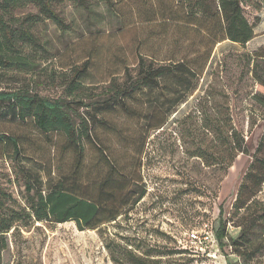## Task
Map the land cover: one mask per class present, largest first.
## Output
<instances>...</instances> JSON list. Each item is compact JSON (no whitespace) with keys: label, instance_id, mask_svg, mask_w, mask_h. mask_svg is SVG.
Instances as JSON below:
<instances>
[{"label":"rangeland","instance_id":"rangeland-1","mask_svg":"<svg viewBox=\"0 0 264 264\" xmlns=\"http://www.w3.org/2000/svg\"><path fill=\"white\" fill-rule=\"evenodd\" d=\"M193 2L54 0L69 29L60 30L44 16L29 25L35 42L26 41L21 53L30 63L0 67V90L68 99L65 76L86 61L82 87L72 96L87 106L77 111L94 122L92 132L124 181L134 173L145 194L126 215L94 229L79 230L73 221L20 224L6 234L1 264H116L112 255L124 248L157 255L162 264H264V219L255 218L264 208V181L254 204L239 211L232 207L254 156H264V147L256 151L264 136V0H242L244 15L254 25L244 45L224 39L218 14L193 16ZM14 13L18 18L10 25L17 27L37 11L28 4ZM139 57L154 66L181 65L157 85L125 97L127 114L109 106V83L134 77ZM233 131L245 152L236 148L229 154L226 138ZM0 132L15 136L21 147L15 156L0 141V212L26 205L14 160L39 174L44 184L73 174L74 151L63 134L41 132L30 117L16 118L1 104ZM84 151L77 179L97 182L107 164L86 140ZM220 208L228 238L246 229L250 260L218 245ZM192 232L200 242L190 240ZM172 250L185 253L167 254Z\"/></svg>","mask_w":264,"mask_h":264},{"label":"trees","instance_id":"trees-1","mask_svg":"<svg viewBox=\"0 0 264 264\" xmlns=\"http://www.w3.org/2000/svg\"><path fill=\"white\" fill-rule=\"evenodd\" d=\"M53 1L0 0V67L24 68L29 65L30 60L21 52L26 41L35 42L29 25L36 23L38 17L44 16L50 19L62 31L69 29L64 19L54 10ZM73 1L84 4L86 0ZM210 1L214 4L212 7L204 5L203 0H194L190 5L189 12L193 16L201 12L209 18L218 14L220 16L218 26L224 39L241 45L252 39L254 25L249 23L244 15L242 0ZM28 4H32L37 13L25 15L21 19L23 21L20 22L21 25L12 27L13 24L10 25V22L13 18L15 20L18 18L14 12ZM180 65L181 63L154 66L146 64L143 57H139L134 77L125 78L123 83L118 82L116 78L111 79L106 98V100L109 99V106L118 107L130 114L125 97L143 87L157 85L159 78L176 73V69ZM86 68V61L80 65H74L71 67L70 73L65 76V90L68 99L64 97L48 99L28 91L0 90V104L9 106L14 117L23 120L30 117L35 126L46 134L50 132L63 134L74 151L73 174L63 175L56 180H48L45 184L39 174L27 171L18 160L13 161V170L23 180L26 205L17 208L6 206L5 209L3 208L4 211L0 212V264L2 263V252L7 246L6 234L20 224L31 220L53 223L73 221L79 230L94 229L104 223L115 221L122 214L126 215L128 210L137 204L145 194L144 188L139 185V180L134 173L127 177L128 181H124L125 175L118 173L115 160L107 155L99 139L92 132L91 125L94 122L90 121L88 116L77 111L80 106H87L82 99L72 96L81 89V77L86 72ZM126 74L130 75V72L127 71ZM261 103L264 107V97H262ZM161 125L162 123L158 127ZM85 140L98 149L101 158L107 164L105 175L97 182L81 183L77 179V174L84 162ZM0 141L10 145L15 156L20 155V143L15 136L0 132ZM226 141L229 154L233 153L236 148L245 152V148L237 141L236 132L228 134ZM236 144H238L237 147ZM263 147L264 136L259 140L256 151L259 152ZM263 181L264 156L257 153L239 185L232 204L234 211L245 209L255 203V196ZM1 194L7 198L5 193L1 192ZM221 216L222 209L220 208L219 224L215 232L218 245L220 247L228 245L234 254L242 259L250 260L252 251L248 249L250 239L248 233L245 232L246 229L241 227L236 238H228L226 222L222 220ZM255 218L264 219V208ZM250 221L256 224V221L252 219ZM225 238L227 241H224ZM182 253L185 251L172 250L167 254ZM112 259L116 264H162L157 255L138 254L127 248H124L121 255H112Z\"/></svg>","mask_w":264,"mask_h":264},{"label":"built area","instance_id":"built-area-1","mask_svg":"<svg viewBox=\"0 0 264 264\" xmlns=\"http://www.w3.org/2000/svg\"><path fill=\"white\" fill-rule=\"evenodd\" d=\"M189 238L193 242H200V237L197 233H194V232L190 233ZM202 238L205 239L207 238V236L204 235Z\"/></svg>","mask_w":264,"mask_h":264}]
</instances>
